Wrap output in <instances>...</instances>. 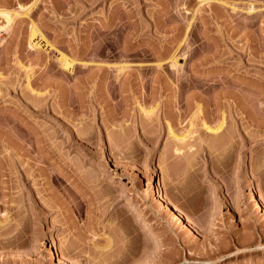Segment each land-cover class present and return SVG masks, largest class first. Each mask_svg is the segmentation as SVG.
<instances>
[{"label":"rangeland","instance_id":"374dc122","mask_svg":"<svg viewBox=\"0 0 264 264\" xmlns=\"http://www.w3.org/2000/svg\"><path fill=\"white\" fill-rule=\"evenodd\" d=\"M0 9V264H264V0Z\"/></svg>","mask_w":264,"mask_h":264},{"label":"bare ground","instance_id":"6f19581e","mask_svg":"<svg viewBox=\"0 0 264 264\" xmlns=\"http://www.w3.org/2000/svg\"><path fill=\"white\" fill-rule=\"evenodd\" d=\"M21 9H22V11H23V7L21 6ZM20 9V10H21ZM233 9L235 10V8H234V6H233ZM25 10V9H24ZM233 10V11H234ZM253 10H254V8H252V6H251V8H250V13L251 12H253ZM23 12H25V13H23L24 14V16H27L28 17V14H29V12H30V9H28L27 8V10L26 11H23ZM22 14V13H21ZM21 14L20 13H17V12H12V11H10V10H5V9H0V19H2L5 23H4V25L2 26H0V39H1V41L2 40H4L5 39V37H4V34L7 32V30H8V27H9V25L12 23V22H14V19H16L18 16H21ZM35 39H40V41H42L43 39H44V37H43V35L41 34V32L39 31V29L37 28V27H33L32 28V32H31V39H30V41H31V45L33 46V47H37L38 46V44L36 45V44H33V42H34V40ZM103 39V38H102ZM106 40V39H105ZM115 43V42H114ZM102 44V43H101ZM107 52V51H106ZM113 54V53H112ZM107 58V57H106ZM177 60H178V58L176 57V55H174L172 58H171V62H172V66L173 67H176L177 68ZM59 63H60V66L63 68V69H65V70H67L68 72H70V71H72L73 70V64H74V61L73 60H71V59H69V58H67V56H65V55H61L60 54V57H59ZM125 69H127V68H125V67H120V70L118 69V71L119 72H121L122 73V71H124ZM88 71V70H87ZM72 73V72H71ZM113 73V72H112ZM110 75V74H109ZM31 76V75H30ZM102 76V75H101ZM111 77V76H110ZM117 77H120V76H117ZM29 75H28V88L30 89V90H32V91H34L31 87H30V85L31 84H29ZM112 87V86H111ZM28 89V90H29ZM111 90V89H110ZM31 92V91H30ZM111 94V93H110ZM111 96V95H110ZM145 112H146V114H145ZM145 112H143L147 117L152 113L151 111H145ZM215 127V126H214ZM214 127H212L211 125L209 126L208 124H206V123H204V128H205V130L207 131L206 132V134H209V135H213V137L215 136V137H217V138H219V136L220 137H222V135H223V130L225 129V120H224V118H223V121L222 122H220V124L219 125H217L215 128ZM173 132V131H172ZM172 137L176 140H174L175 142H177V143H179L181 146H184L185 144H187V135H184L183 137L181 136H176V135H174V133H173V135H172ZM189 137H190V135H189ZM223 138V137H222ZM176 143V144H177ZM175 144V145H176ZM178 146L177 145V149H175L176 150V152H178V153H180L181 154V152H182V147L181 146ZM189 145H191V144H189ZM193 146V145H192ZM192 146H188V148L189 149H191V151H192ZM187 148V147H186ZM227 149H228V146H227ZM258 169V168H257ZM258 192V191H257ZM160 195H161V193H160ZM258 195H259V193H258ZM253 197V196H252ZM165 200V199H164ZM259 200V199H258ZM254 201L256 202V206L257 207H261V203H259L256 199H254ZM262 201V200H261ZM254 202V203H255ZM166 204V203H165ZM168 206V205H167ZM254 206H255V204H254ZM177 208H175V210H176ZM257 209V208H256ZM264 209V208H263ZM173 210V209H172ZM178 210V209H177ZM262 210V209H261ZM178 212H180V211H178ZM181 213V212H180ZM178 215H179V213H178ZM180 216H181V214H180ZM179 217V216H178ZM184 220V219H183ZM150 225H152V223L150 224ZM185 226V225H184ZM152 227V226H151ZM148 228V227H147ZM188 229V228H187ZM190 229V228H189ZM154 232V231H153ZM158 233H160V232H158ZM159 236H161V235H159ZM59 252V251H58ZM55 253V252H54ZM59 255H61V253L59 254ZM68 258L66 257V255H64V254H62V261H68L67 260ZM122 261H123V259H122ZM64 263H66V262H64ZM73 264V263H72Z\"/></svg>","mask_w":264,"mask_h":264}]
</instances>
